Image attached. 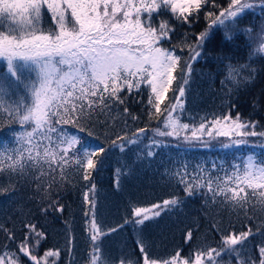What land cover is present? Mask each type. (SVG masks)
<instances>
[{
	"label": "snow or ice",
	"instance_id": "6c2138e0",
	"mask_svg": "<svg viewBox=\"0 0 264 264\" xmlns=\"http://www.w3.org/2000/svg\"><path fill=\"white\" fill-rule=\"evenodd\" d=\"M201 16L206 26L192 31ZM247 16L261 18L258 29L240 27ZM220 33L222 44L243 35L247 58L218 57L228 61L220 80L227 110L193 114L187 107L193 65ZM257 62H264V0H0V133L6 130L0 134V196L16 205L0 219V264H60L65 250L74 255L68 222L64 247L41 251L49 216L65 211L60 193L69 184L79 188L83 264H264V125L245 118L234 102L254 86ZM130 98L148 121L135 131L129 119L134 125L140 117L128 107ZM258 103L254 98L253 107ZM109 120L123 128L113 131ZM214 142L231 162L193 166L187 153L197 146L210 150ZM133 146L129 164L124 156ZM173 147L178 154L169 156L172 166L163 173L173 194L147 206L129 201L123 223L106 227L95 174L109 156L120 154L113 180L119 191L121 177L137 163L150 165L159 149ZM25 192L26 201L18 195ZM195 196L204 198L210 227L200 232L193 218L178 229L179 243L153 255L145 226ZM129 226L135 248L111 255L105 241Z\"/></svg>",
	"mask_w": 264,
	"mask_h": 264
},
{
	"label": "trees",
	"instance_id": "16d2710c",
	"mask_svg": "<svg viewBox=\"0 0 264 264\" xmlns=\"http://www.w3.org/2000/svg\"><path fill=\"white\" fill-rule=\"evenodd\" d=\"M249 23L254 24L258 29L261 24V18L257 16L253 19V17L247 16L240 27H245ZM205 26L204 17L201 16L200 22L194 26L192 31L198 32ZM180 31L182 32L183 29ZM221 39L222 33L218 34L209 43L204 56L193 65L192 89L187 97L188 110L193 114L198 113L203 115L205 113L211 114L227 110L221 106L224 97L220 90V80L223 78L225 71L224 63L228 61L225 60L224 63H221L218 57H230L232 63H244L247 58L249 50L245 47V37L243 35L237 34L232 41L223 44L221 43ZM255 66L258 69V73L254 86L243 90L234 102L238 105L236 110L242 112L245 118L257 120L260 124L264 125V95H262L264 94V62H257ZM0 71H3L2 67H0ZM254 98H259V103L255 107L252 104ZM146 99L147 93L145 92L144 100L146 101ZM128 107L132 113L140 117V122L134 125L131 119H129L132 131H135L136 127H144L148 121L146 114L142 111L143 106L140 103L134 102V98H130ZM234 114L235 112H233ZM101 119H104V117H101ZM109 125H111L112 130L115 132H119L123 128V123L120 120L115 123L109 120ZM152 127H155V122L152 123ZM97 131L102 140L106 129L100 126ZM0 134L6 136V130ZM145 144H147V141H145ZM182 147L188 146L183 145ZM218 149L219 145L215 144V142L210 150L203 148V146H197L194 150L187 153V157L193 162V166H195V162L206 161V166L211 167L213 161L219 163L221 159H226L230 163L231 154L220 152ZM134 153L135 146L124 156V159L129 164L135 159ZM177 154V149L174 147L171 149L162 148L158 150L150 165L147 162L137 163L131 175L121 177L119 191L115 189L113 180L114 170L119 166L118 160H120V154L117 152L109 156L104 169L95 174L99 215L103 218L106 227H114L123 223L129 201L147 206L173 194V189L169 185L167 177L163 176V173L166 167L172 166L169 156L175 158ZM27 194L25 192L18 195H23L26 201ZM178 194L181 197L184 195L182 191H179ZM60 195L62 196L61 202L66 205L65 211L62 216L57 214L55 219L51 215L49 216L46 224L48 238L43 244L41 251L50 247H64L66 238L65 228L68 226L65 222H68L75 235L77 247L72 257L65 250L62 253L60 264H70V261L72 264H83L82 257L87 255V244L85 242L86 236L83 232V213L81 211L79 188L69 184L66 190L61 191ZM203 199L202 196L188 198L182 210L173 215H164L158 222H150L145 226L144 236L146 241L151 244L150 251L153 255H164L168 249L179 243L181 234L178 229L185 228L186 230L185 226H191L190 221L193 218L199 219L200 232L210 227V222L204 215V212L207 210L202 207ZM15 207V204H10L5 197L0 196V219L5 218L6 213H11ZM26 209L35 210V205L33 203H26ZM224 215L225 219H227V213ZM38 219L41 224H45L42 217H38ZM9 227H11V224H9ZM236 227L239 229L240 225L237 224ZM111 238L114 239L115 256L120 254L121 249L124 252H129L135 248V236L130 226L109 237L105 241L106 248ZM2 239V234H0V241Z\"/></svg>",
	"mask_w": 264,
	"mask_h": 264
},
{
	"label": "rangeland",
	"instance_id": "374dc122",
	"mask_svg": "<svg viewBox=\"0 0 264 264\" xmlns=\"http://www.w3.org/2000/svg\"><path fill=\"white\" fill-rule=\"evenodd\" d=\"M170 139H171V138H170ZM113 242H114V239L111 238V239L109 240L108 244H107V245H108L107 249L110 251L111 255L115 256V253H116V252H115V249H116V248L113 247V245H114Z\"/></svg>",
	"mask_w": 264,
	"mask_h": 264
}]
</instances>
